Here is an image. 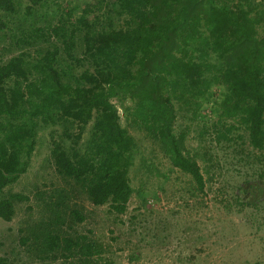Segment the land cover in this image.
<instances>
[{
    "label": "trees",
    "instance_id": "obj_1",
    "mask_svg": "<svg viewBox=\"0 0 264 264\" xmlns=\"http://www.w3.org/2000/svg\"><path fill=\"white\" fill-rule=\"evenodd\" d=\"M20 5L0 0V219L10 222L16 204L31 200L6 188L27 172L38 131L53 127L46 160L54 177L30 184L46 214L18 228L30 263L110 264L108 245L80 228L89 218L81 197L119 221L127 212L139 151L129 129L155 141L203 194L198 159L211 161L208 181L222 167L205 157L210 147H187L204 116L198 139L233 143L237 163L255 166L264 184V0H27L22 17ZM179 115L189 124L176 133ZM244 181L227 206L258 210Z\"/></svg>",
    "mask_w": 264,
    "mask_h": 264
},
{
    "label": "rangeland",
    "instance_id": "obj_2",
    "mask_svg": "<svg viewBox=\"0 0 264 264\" xmlns=\"http://www.w3.org/2000/svg\"><path fill=\"white\" fill-rule=\"evenodd\" d=\"M56 1L65 6L68 0ZM85 1L77 0L81 6ZM20 4L18 16L22 17L27 0H20ZM47 8L53 12L56 5L49 2ZM10 27L14 31L13 19ZM260 34H264V29ZM77 44H80L79 41ZM79 48L80 45L76 50ZM61 56L63 59L64 54ZM113 101L116 102L115 99ZM119 111L122 113L121 109ZM205 113L210 112L206 110ZM210 115L216 118L214 114ZM203 117L192 123L187 147L190 154L208 152L207 147H210L205 157L222 166L221 169L210 168L214 176L212 181H208L205 168L210 166L211 161L198 159V165L206 178L203 194L196 190L189 174L172 166L155 141L129 129L138 138L139 151L129 174L136 192L131 196L127 212L119 221L113 219L114 214L108 211L107 205L95 207L85 197H81V204L88 211L89 218L80 228L82 231L83 227L93 229L94 237L108 245L104 256L110 264H264V184L260 187L256 184L257 176L252 174L255 166L251 168L237 163L233 156L232 148H236L233 143L227 147L229 142L216 144L214 140L201 142L198 139L196 131ZM185 124H189L188 118L179 115L175 132L178 133ZM52 128L38 131L37 140L41 145L33 152L27 172L6 188L7 191L28 194L31 198L30 201L16 204V215L10 222L0 219V256L8 259L9 264L37 263L29 262L28 252L20 246L17 234L24 219L38 220L46 214L36 204L38 201L34 198L30 184L41 181L48 183L54 177L53 169L46 160L50 153ZM54 129L57 132L62 130L60 126ZM236 132L242 133V130ZM86 136L87 133L83 134L81 143ZM244 179H247L248 184H253L246 194L249 201H257L258 210L247 207L240 211L235 204L230 208L227 206L233 197L231 194L237 191L236 185L246 186ZM137 191H141V196ZM39 264L71 263L58 259Z\"/></svg>",
    "mask_w": 264,
    "mask_h": 264
}]
</instances>
